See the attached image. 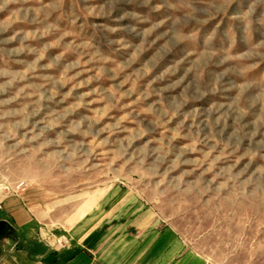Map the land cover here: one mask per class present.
Listing matches in <instances>:
<instances>
[{
    "label": "rangeland",
    "instance_id": "obj_1",
    "mask_svg": "<svg viewBox=\"0 0 264 264\" xmlns=\"http://www.w3.org/2000/svg\"><path fill=\"white\" fill-rule=\"evenodd\" d=\"M12 198L50 203L45 246L142 202L210 264H264V0H0Z\"/></svg>",
    "mask_w": 264,
    "mask_h": 264
},
{
    "label": "crops",
    "instance_id": "obj_2",
    "mask_svg": "<svg viewBox=\"0 0 264 264\" xmlns=\"http://www.w3.org/2000/svg\"><path fill=\"white\" fill-rule=\"evenodd\" d=\"M42 201L28 204L12 198L0 205L1 212L7 215L0 220H8L13 232L33 245L30 252L37 254L40 264H210L191 250L175 229L164 226L156 213L143 207L142 202H138L139 209L133 203L115 208L113 202L101 211L93 227L77 230L75 226L69 231L71 241L67 247L57 246L56 239L45 246L36 235L43 233L47 225L44 214L48 213L50 221L55 213L50 214V203Z\"/></svg>",
    "mask_w": 264,
    "mask_h": 264
},
{
    "label": "water",
    "instance_id": "obj_3",
    "mask_svg": "<svg viewBox=\"0 0 264 264\" xmlns=\"http://www.w3.org/2000/svg\"><path fill=\"white\" fill-rule=\"evenodd\" d=\"M13 231V225L6 219L0 220V241L2 236L8 235Z\"/></svg>",
    "mask_w": 264,
    "mask_h": 264
},
{
    "label": "built area",
    "instance_id": "obj_4",
    "mask_svg": "<svg viewBox=\"0 0 264 264\" xmlns=\"http://www.w3.org/2000/svg\"><path fill=\"white\" fill-rule=\"evenodd\" d=\"M56 243L59 244L61 247H67L69 244V240L66 239L65 237H60L56 239Z\"/></svg>",
    "mask_w": 264,
    "mask_h": 264
},
{
    "label": "flooded vegetation",
    "instance_id": "obj_5",
    "mask_svg": "<svg viewBox=\"0 0 264 264\" xmlns=\"http://www.w3.org/2000/svg\"><path fill=\"white\" fill-rule=\"evenodd\" d=\"M13 232V231H12ZM8 235H10V234H8ZM4 236H7V235H4ZM3 237V236H2Z\"/></svg>",
    "mask_w": 264,
    "mask_h": 264
}]
</instances>
